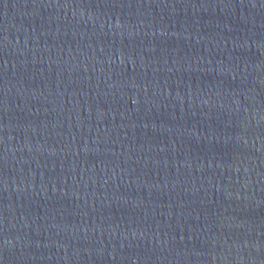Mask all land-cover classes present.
<instances>
[{
	"label": "water",
	"instance_id": "obj_1",
	"mask_svg": "<svg viewBox=\"0 0 264 264\" xmlns=\"http://www.w3.org/2000/svg\"><path fill=\"white\" fill-rule=\"evenodd\" d=\"M0 264H264V0H0Z\"/></svg>",
	"mask_w": 264,
	"mask_h": 264
}]
</instances>
